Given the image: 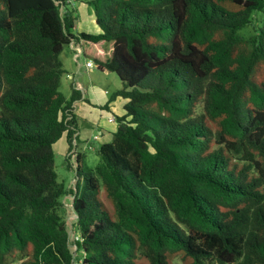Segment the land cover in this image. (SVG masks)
Returning <instances> with one entry per match:
<instances>
[{
  "label": "trees",
  "instance_id": "1",
  "mask_svg": "<svg viewBox=\"0 0 264 264\" xmlns=\"http://www.w3.org/2000/svg\"><path fill=\"white\" fill-rule=\"evenodd\" d=\"M0 1V264H264V0H80L98 33L70 0ZM70 44L127 100L83 177L114 212L75 193L69 227L53 144L81 159L87 99L60 90Z\"/></svg>",
  "mask_w": 264,
  "mask_h": 264
},
{
  "label": "rangeland",
  "instance_id": "2",
  "mask_svg": "<svg viewBox=\"0 0 264 264\" xmlns=\"http://www.w3.org/2000/svg\"><path fill=\"white\" fill-rule=\"evenodd\" d=\"M66 7L69 9H74L76 14V27L74 31H88L91 33H98L101 31L99 25L95 22L94 18V8L91 3L80 0H70L66 4ZM3 8V3L0 1V9ZM65 47L64 50H66ZM62 53V52H61ZM62 58V56H61ZM93 61V60H92ZM97 70V69H96ZM103 81H108L109 87H113L117 82L118 87L122 86V80L118 77V75L109 71L108 75L103 76ZM72 79L68 78L66 74L62 76V83L60 86V90L67 94L70 89V84ZM82 122H86L85 119L79 118L78 123L79 126L83 127ZM92 124V123H91ZM90 124V125H91ZM85 128V127H84ZM81 129V128H80ZM89 128H85L81 130L78 141L76 142V146H73L76 152H81L82 156L79 161L76 160L75 152L71 153L70 156H67V147L68 143L66 142L64 134L58 138L53 144L54 150V168L57 173V179L61 181L66 189V192L62 194L61 201L63 203L62 209H60V213L64 215L67 220L68 226L70 227L71 221L74 219L75 214L72 209V200L74 194L77 193L79 196H87L92 199H98L104 203V206L110 211H113V203L111 199L105 194V191L102 186H100L99 190L90 191L84 188L83 185V177L86 172L90 169L93 170L95 165L100 161V154L98 152V146L103 141H108L111 139V136H107L103 138H95L94 133H98V129L94 127L91 133L92 137L84 140H81L86 133L85 130ZM72 147V149H73ZM74 150V149H73ZM70 162V164H69ZM76 164H79L78 170L76 169ZM77 180L78 192L75 188ZM87 194V195H86ZM74 232L70 231V236H73ZM20 260L16 261L14 264H18ZM13 264V263H12ZM173 264H182L181 260L178 256L173 259Z\"/></svg>",
  "mask_w": 264,
  "mask_h": 264
},
{
  "label": "crops",
  "instance_id": "3",
  "mask_svg": "<svg viewBox=\"0 0 264 264\" xmlns=\"http://www.w3.org/2000/svg\"><path fill=\"white\" fill-rule=\"evenodd\" d=\"M74 46L76 45H68L66 50L62 51L61 56L65 74L68 78L72 79L76 87L82 90L84 96L87 98L86 100L80 99L76 102L75 112L79 115V118L81 117L86 120V122H82V125H85L83 127L80 126L81 129H79L78 138L82 128L89 129L85 130L86 133L81 140L85 141L92 137L90 131L92 132L94 127L98 129V133H94L96 139H104L107 136L112 137V133L117 127L114 115L124 112L123 106L127 99L118 95L111 101H108L110 93L119 88L117 82L113 87H109L108 81H103L102 79L103 76L109 74V70L106 68H99L95 62L93 65L87 66L85 64L87 57L84 56L82 52H78L75 56ZM69 93L70 89L66 95ZM106 102H109L108 107H103L102 105ZM75 154L77 156V153Z\"/></svg>",
  "mask_w": 264,
  "mask_h": 264
},
{
  "label": "built area",
  "instance_id": "4",
  "mask_svg": "<svg viewBox=\"0 0 264 264\" xmlns=\"http://www.w3.org/2000/svg\"><path fill=\"white\" fill-rule=\"evenodd\" d=\"M74 50H75V56L77 55V53L78 52H82V49H81V47H80V45H76V46H74ZM85 64L87 65V66H91V65H93L94 64V62L92 61V59H89V58H87L86 60H85ZM75 237H78V235H74Z\"/></svg>",
  "mask_w": 264,
  "mask_h": 264
}]
</instances>
